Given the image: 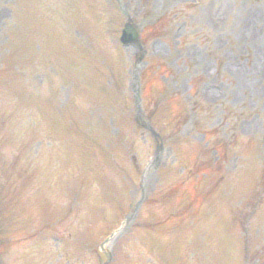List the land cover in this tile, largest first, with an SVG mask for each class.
<instances>
[{"label":"rangeland","instance_id":"rangeland-1","mask_svg":"<svg viewBox=\"0 0 264 264\" xmlns=\"http://www.w3.org/2000/svg\"><path fill=\"white\" fill-rule=\"evenodd\" d=\"M0 264H264V0H0Z\"/></svg>","mask_w":264,"mask_h":264},{"label":"water","instance_id":"water-1","mask_svg":"<svg viewBox=\"0 0 264 264\" xmlns=\"http://www.w3.org/2000/svg\"><path fill=\"white\" fill-rule=\"evenodd\" d=\"M120 40L123 42V43H126V42H136L137 40V32L136 30L132 27L131 24L129 23H126L124 25V28L122 30V35H121V38Z\"/></svg>","mask_w":264,"mask_h":264}]
</instances>
